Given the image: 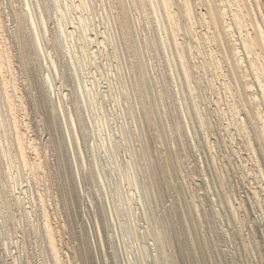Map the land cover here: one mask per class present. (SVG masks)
<instances>
[{"label":"bare ground","instance_id":"6f19581e","mask_svg":"<svg viewBox=\"0 0 264 264\" xmlns=\"http://www.w3.org/2000/svg\"><path fill=\"white\" fill-rule=\"evenodd\" d=\"M0 264H264V0H0Z\"/></svg>","mask_w":264,"mask_h":264}]
</instances>
